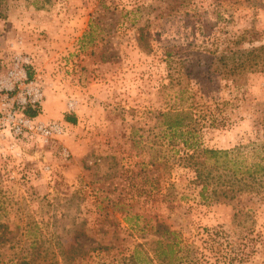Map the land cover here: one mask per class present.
I'll return each mask as SVG.
<instances>
[{
	"label": "rangeland",
	"instance_id": "374dc122",
	"mask_svg": "<svg viewBox=\"0 0 264 264\" xmlns=\"http://www.w3.org/2000/svg\"><path fill=\"white\" fill-rule=\"evenodd\" d=\"M262 44L264 0H0V77L29 57L44 97L24 112L63 129L16 151L0 139V222L88 264H166V243L175 264H264L261 194L202 202L159 113L188 106L203 147L264 157V68L239 87L194 76L198 57Z\"/></svg>",
	"mask_w": 264,
	"mask_h": 264
},
{
	"label": "trees",
	"instance_id": "16d2710c",
	"mask_svg": "<svg viewBox=\"0 0 264 264\" xmlns=\"http://www.w3.org/2000/svg\"><path fill=\"white\" fill-rule=\"evenodd\" d=\"M201 68L195 77L204 83H214L232 78L236 86L245 84L248 74L264 68V44L251 49H240L232 54L198 57ZM205 66L207 69L204 70ZM192 71L189 76L194 74ZM169 90L179 84V78L171 76ZM184 99L185 87L175 88ZM161 136L172 142L171 155L176 164H185L195 173L192 181L197 195L204 203L220 200H235L243 193L256 192L264 200V157L261 150L249 146L230 149L203 147L200 142L202 129L190 108L177 107L160 111ZM30 116L37 111H28ZM67 120L76 123L75 116ZM27 242L20 245L17 235L7 223L0 222V264H88L87 254L77 246L57 248L45 246L44 242L28 233ZM32 235V236H31ZM4 258H7L5 260ZM174 247L171 243L159 246L158 259L166 264H175Z\"/></svg>",
	"mask_w": 264,
	"mask_h": 264
},
{
	"label": "built area",
	"instance_id": "2783aa9c",
	"mask_svg": "<svg viewBox=\"0 0 264 264\" xmlns=\"http://www.w3.org/2000/svg\"><path fill=\"white\" fill-rule=\"evenodd\" d=\"M30 63L29 57L18 56L13 68L0 77V126L8 127L7 134L3 132L0 139L8 136L11 139L9 147L14 151L18 149L21 141L29 136H38L40 143H47L63 132L60 124H48L24 112L27 107L40 106L44 97L41 88L30 79L27 70ZM15 92L17 94L14 97ZM16 153L21 155V152Z\"/></svg>",
	"mask_w": 264,
	"mask_h": 264
}]
</instances>
